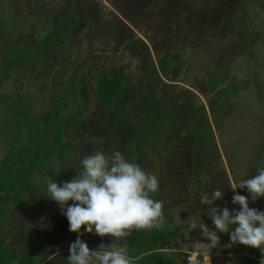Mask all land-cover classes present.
I'll list each match as a JSON object with an SVG mask.
<instances>
[{"label": "rangeland", "instance_id": "374dc122", "mask_svg": "<svg viewBox=\"0 0 264 264\" xmlns=\"http://www.w3.org/2000/svg\"><path fill=\"white\" fill-rule=\"evenodd\" d=\"M68 14L83 20L64 34L65 43L53 42L33 57L37 67L21 66L0 84V94L9 96L0 106V159L28 140V127L18 128L21 110L30 111L27 124L40 120L46 126L54 97L71 89L61 118L63 139L73 146L34 175L22 190L23 205L4 207L8 220L0 231L6 246L20 247L22 256L42 249L37 264H68L77 234H54L52 222L61 211L45 196L46 178L70 180L83 157L118 150L158 177L159 191L152 196L164 205L161 226L181 227L162 246L165 254L177 264H244L243 245L221 234L218 246L209 249L189 222L211 228L209 206L200 197L219 189L225 196L217 205L236 208L232 185L264 168V0H0V80L7 41L14 54L32 51ZM169 54L168 60L178 56L174 63L180 64L175 95L161 118L148 120L147 102L171 80L170 72L159 70ZM111 66L126 67L125 90L114 108L127 112L117 126L109 125V112L93 93L86 105L79 92L84 73ZM81 107L87 110L79 116ZM204 133L206 144L195 140ZM250 207L264 210V198ZM81 238L93 250L115 242L87 233ZM118 244L128 255L125 240Z\"/></svg>", "mask_w": 264, "mask_h": 264}, {"label": "clouds", "instance_id": "9594fccd", "mask_svg": "<svg viewBox=\"0 0 264 264\" xmlns=\"http://www.w3.org/2000/svg\"><path fill=\"white\" fill-rule=\"evenodd\" d=\"M76 172L75 177L62 183L53 177L45 181V196L60 206L61 215L68 220V230L77 234L69 246L68 264H133L118 242L130 237L134 230L161 226L164 205L152 196L159 191L158 177L127 160L118 150L111 155L95 151L83 157ZM257 173L232 185L231 203L236 208L217 205L225 196L219 189L210 197L202 195L201 204L209 206L211 228L202 221L198 224L190 220L189 230L199 229L209 249L218 246L221 234H227L233 245L259 250L260 264H264V210L250 207V201L264 198V168H258ZM86 233L110 236L115 242L101 243L93 250L81 238Z\"/></svg>", "mask_w": 264, "mask_h": 264}, {"label": "trees", "instance_id": "16d2710c", "mask_svg": "<svg viewBox=\"0 0 264 264\" xmlns=\"http://www.w3.org/2000/svg\"><path fill=\"white\" fill-rule=\"evenodd\" d=\"M70 16L68 14L64 22L53 27L43 40L36 43L32 51L24 50L14 54V45L7 41L2 60L3 79L0 80V84L21 66L37 67L33 57L41 56L44 49L53 42L63 45L65 43L64 34L83 20L82 18L77 19ZM170 56L171 54L160 59L159 70L163 75L170 72L171 80H169L170 82H163L158 98L156 97L147 102L145 108L148 120L161 118L171 107L170 101L175 95L173 94L175 84L172 82L178 77L180 64L174 63L178 56H173L168 60ZM125 69L126 67H99L96 71L89 69L81 76L79 92L85 104L89 105V98L93 93L95 102L108 110L110 126H117L119 122H125V119L121 120L120 118L127 112V109L114 108V102L125 90ZM70 92L71 89L68 88L64 96L54 97L50 119L46 126L40 120L27 124L26 120L31 116L30 111L27 108L21 110L19 115L20 126L18 128L24 130L28 127V140L21 144L17 151H12V148L8 149L7 155L0 159V223L8 220L5 206L10 204L21 206L24 204L26 194L22 193V190L32 181L34 175L42 172L56 153L73 146V143L66 142L63 139L65 127L61 118L66 95ZM6 99H9L7 94H0V106L5 103ZM86 110V107L79 108L78 115H84ZM46 130L50 133V137H45ZM195 140L206 144L210 140L209 134L198 135ZM52 223L55 235L61 236L70 232L68 230V220L65 216L57 215ZM180 230L181 227L171 228L169 224L159 228L134 230L130 237L124 239L128 256L132 259L133 264H177L176 258L165 254L162 246L169 245L168 243L179 235ZM243 247L247 251L244 264H260L261 253L259 250L247 246ZM42 254V249H36L22 256L20 247L6 246L5 235L0 231V264H37V257Z\"/></svg>", "mask_w": 264, "mask_h": 264}]
</instances>
